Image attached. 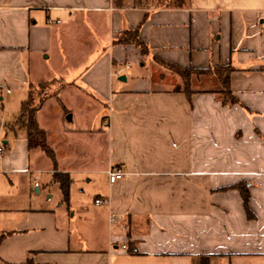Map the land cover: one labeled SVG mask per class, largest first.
<instances>
[{
	"label": "crops",
	"instance_id": "1",
	"mask_svg": "<svg viewBox=\"0 0 264 264\" xmlns=\"http://www.w3.org/2000/svg\"><path fill=\"white\" fill-rule=\"evenodd\" d=\"M136 28L144 55L113 43ZM155 59L231 67L235 103L220 99L213 75L192 76L187 98ZM144 61L166 71L153 76L169 90L150 89ZM44 84L108 109L105 141L43 129L72 180L69 200L81 171L105 203L70 217L24 196L39 149L15 125L20 108L1 117L0 264H264V0H0V103L20 93L21 107ZM113 170L124 178L110 184Z\"/></svg>",
	"mask_w": 264,
	"mask_h": 264
},
{
	"label": "rangeland",
	"instance_id": "2",
	"mask_svg": "<svg viewBox=\"0 0 264 264\" xmlns=\"http://www.w3.org/2000/svg\"><path fill=\"white\" fill-rule=\"evenodd\" d=\"M144 62V69L147 70L146 75L149 77L150 81V89L153 91L169 90L172 87L171 84L167 82L160 83L153 76V73L156 71L154 69L159 70V72L166 71L158 69L148 61ZM138 66L139 65H135L134 68L138 70ZM208 86L209 85L206 83L199 85V87L203 89H206ZM61 88L62 87L59 84H54L52 86H46L44 84L40 87L35 86L29 94L32 105L37 107L41 105L37 114L40 127L46 129V126H48L47 123L55 126V129L59 126L60 130L57 129L59 134L60 132H63L64 135L67 138H71V142H74L75 144L83 141L85 142L88 135L94 136L95 141H97L96 137L99 140L105 141L107 125L103 123V120H105L108 115V109L105 107V104L100 102L90 103L89 100L76 98L73 95L74 93L65 92L63 88ZM11 96L15 98V101L12 100L5 104L0 103V120L2 117L8 123L12 122L20 108V104L18 103L20 93H13ZM20 100H27V97L23 95ZM68 116L71 117L70 120H67ZM57 124L60 125L57 126ZM5 131L6 133L9 132L7 129H5ZM66 144L69 145V141H66ZM51 147L56 155L58 163L57 168L61 170L64 166V161L62 157H59V148L54 145H51ZM96 148L97 147H92V149L97 151ZM94 155L95 158L98 157L97 152ZM30 158L31 164H33L34 169H38V172L35 170L36 172L33 177H30L29 175L22 177V185L25 192H22V194L24 196L37 199L43 205L52 208L51 210L53 211L66 212L68 210L70 217L74 211L75 213H78L83 207L90 211H96L93 204L95 201L94 198L98 192L93 184L88 185L85 183L83 172L77 171L72 173L74 179L72 187L73 196L71 200L64 202L58 185L50 182L47 165L48 167L51 165L46 155L40 150H35ZM95 177L103 178V175L98 177L96 175ZM35 189H37V191ZM4 196L5 198L9 197L7 192ZM71 220L76 222L77 216Z\"/></svg>",
	"mask_w": 264,
	"mask_h": 264
},
{
	"label": "trees",
	"instance_id": "3",
	"mask_svg": "<svg viewBox=\"0 0 264 264\" xmlns=\"http://www.w3.org/2000/svg\"><path fill=\"white\" fill-rule=\"evenodd\" d=\"M160 3L166 7L184 8L188 5V0H160ZM113 43L118 45H135L143 55L148 52L147 46L139 38V30L137 28L120 32ZM155 60L161 67L171 71L182 79V85L180 86L179 90L182 91L187 98H189L193 93L190 84V79L192 76L213 75L220 84V90L217 92L218 96H220V99L223 101L226 100V102H230L231 104L235 103L234 99L231 98L232 93L229 88V76L232 72L231 67L226 66L208 69H192L189 67L180 68L171 63H167L158 59ZM40 107L41 105L38 107L32 105L30 97L26 101L22 102L19 115L15 121V125L25 131L28 149L41 150L51 161L53 167L52 182L58 185L62 200L64 202H68L72 180L67 174L58 172L55 152L48 145L46 134L37 123L36 116ZM243 200L244 204L247 206L246 195H244ZM2 238L3 236L0 237V240ZM200 264H208V262L206 259H204Z\"/></svg>",
	"mask_w": 264,
	"mask_h": 264
},
{
	"label": "built area",
	"instance_id": "4",
	"mask_svg": "<svg viewBox=\"0 0 264 264\" xmlns=\"http://www.w3.org/2000/svg\"><path fill=\"white\" fill-rule=\"evenodd\" d=\"M47 23L51 24V21L48 20ZM2 154H3V149L0 146V158L2 157ZM123 178H124V174L120 170H113V171H109L108 172V181H109L110 184H114V183L122 180ZM94 203L96 205H101V204L105 203V201L102 200V199H96L94 201ZM116 221H117L116 217L112 216L110 218V222L115 223ZM122 249H125V247L123 246Z\"/></svg>",
	"mask_w": 264,
	"mask_h": 264
},
{
	"label": "water",
	"instance_id": "5",
	"mask_svg": "<svg viewBox=\"0 0 264 264\" xmlns=\"http://www.w3.org/2000/svg\"><path fill=\"white\" fill-rule=\"evenodd\" d=\"M120 80H124V78H123V77H121V78H120ZM70 118H71V117H70V116H68V117H67V120H70Z\"/></svg>",
	"mask_w": 264,
	"mask_h": 264
}]
</instances>
